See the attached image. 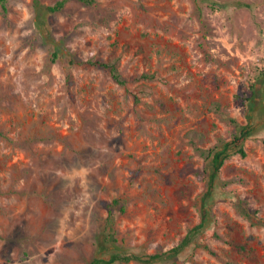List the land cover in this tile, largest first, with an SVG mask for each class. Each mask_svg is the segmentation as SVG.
I'll list each match as a JSON object with an SVG mask.
<instances>
[{
  "label": "rangeland",
  "instance_id": "rangeland-1",
  "mask_svg": "<svg viewBox=\"0 0 264 264\" xmlns=\"http://www.w3.org/2000/svg\"><path fill=\"white\" fill-rule=\"evenodd\" d=\"M57 1L0 6V264H89L116 197L125 246H176L200 221L196 147L231 137L226 114L257 131L180 263L264 264V226L234 203L264 218V0ZM90 59L117 61L127 84L70 63Z\"/></svg>",
  "mask_w": 264,
  "mask_h": 264
},
{
  "label": "trees",
  "instance_id": "trees-1",
  "mask_svg": "<svg viewBox=\"0 0 264 264\" xmlns=\"http://www.w3.org/2000/svg\"><path fill=\"white\" fill-rule=\"evenodd\" d=\"M8 0H0V6L6 8ZM70 0H58L55 4L48 6L52 12L62 10ZM87 5H92L96 0H79ZM55 56L57 54L55 53ZM71 64H91L97 67L109 69L114 80L122 85L127 84V79L123 76L117 61L112 60H88L74 61ZM262 72L253 78L251 87L255 90L256 81ZM143 77L152 75L144 74ZM153 77V76H152ZM245 100H250V96L241 95ZM227 120L234 126L235 131L230 138L219 137V142L212 147H196V150L207 160L204 170L197 171L205 180V190L195 199V205L200 213V221L191 227L187 234L174 247L166 251L156 253H140L125 246L119 237V219L117 213H125L128 210L126 199L116 197L108 203V214L101 219L100 230L96 236V253L89 261V264H116L119 262H138L141 264H181L180 257L183 251L191 244L197 241L204 231L212 224L215 216L213 213L214 198L220 194L230 184V180L221 177V169L224 163L235 154L247 155L245 141L256 131V125L253 122L247 124L241 123L235 116L226 114ZM237 211L244 215L253 225L264 226V218L256 216V212L250 209L247 201L239 200L234 202ZM204 247L210 249L208 244ZM242 247V246H241ZM245 248V247H244Z\"/></svg>",
  "mask_w": 264,
  "mask_h": 264
}]
</instances>
